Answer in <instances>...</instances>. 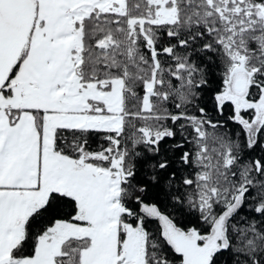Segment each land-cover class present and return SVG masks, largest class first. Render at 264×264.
<instances>
[{
  "label": "snow or ice",
  "instance_id": "1",
  "mask_svg": "<svg viewBox=\"0 0 264 264\" xmlns=\"http://www.w3.org/2000/svg\"><path fill=\"white\" fill-rule=\"evenodd\" d=\"M0 264H264V0H0Z\"/></svg>",
  "mask_w": 264,
  "mask_h": 264
}]
</instances>
